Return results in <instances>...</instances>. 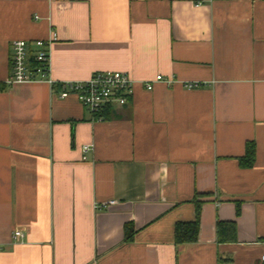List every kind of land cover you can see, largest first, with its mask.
<instances>
[{"label":"crops","instance_id":"0c3cea01","mask_svg":"<svg viewBox=\"0 0 264 264\" xmlns=\"http://www.w3.org/2000/svg\"><path fill=\"white\" fill-rule=\"evenodd\" d=\"M50 32L51 84H8L10 43ZM104 71L135 83L107 119L58 97ZM263 255L264 0H0V264Z\"/></svg>","mask_w":264,"mask_h":264},{"label":"built area","instance_id":"2783aa9c","mask_svg":"<svg viewBox=\"0 0 264 264\" xmlns=\"http://www.w3.org/2000/svg\"><path fill=\"white\" fill-rule=\"evenodd\" d=\"M57 40V34L50 32L47 40H37L30 44L27 41H13L10 43V75L7 83H48L50 72L49 45ZM163 82L169 84L157 75L153 81L143 84L145 90H152L153 83ZM134 81L128 74L117 71H104L94 73L87 81L68 82L59 85L60 99L73 96L85 109H87L94 121H102L101 113L113 105L122 106L132 96ZM187 85V88H193ZM90 145L82 148L85 155L91 150ZM114 201L96 204L97 210H106L114 205ZM20 231L14 232V238L21 237ZM264 262V255L261 256Z\"/></svg>","mask_w":264,"mask_h":264},{"label":"trees","instance_id":"16d2710c","mask_svg":"<svg viewBox=\"0 0 264 264\" xmlns=\"http://www.w3.org/2000/svg\"><path fill=\"white\" fill-rule=\"evenodd\" d=\"M59 87V86H58ZM107 110H104L101 113V116L103 117V120L106 118ZM254 160V148L253 145H248L246 147V154L245 157L241 160L242 166L250 167ZM197 233H198V223L195 220L191 224H180L177 225L175 228V242L177 244H183V243H193L197 239ZM130 233L127 232L126 236L129 237Z\"/></svg>","mask_w":264,"mask_h":264}]
</instances>
